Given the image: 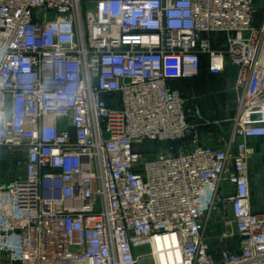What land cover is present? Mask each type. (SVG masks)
<instances>
[{
    "label": "built area",
    "instance_id": "1",
    "mask_svg": "<svg viewBox=\"0 0 264 264\" xmlns=\"http://www.w3.org/2000/svg\"><path fill=\"white\" fill-rule=\"evenodd\" d=\"M255 19L254 0H0V264H264ZM203 60L236 70L223 148L181 90Z\"/></svg>",
    "mask_w": 264,
    "mask_h": 264
},
{
    "label": "crops",
    "instance_id": "2",
    "mask_svg": "<svg viewBox=\"0 0 264 264\" xmlns=\"http://www.w3.org/2000/svg\"><path fill=\"white\" fill-rule=\"evenodd\" d=\"M254 5L256 9V24H261L264 22V0H254ZM236 70L233 68H228L226 73L219 76H210L212 79L214 78H221L223 80V84L225 86H230L229 88V104H232L233 100V93L231 92V88L233 87L234 80H235ZM229 84V85H228ZM233 94V95H232ZM235 97V95H234ZM222 103V102H221ZM235 103V101H234ZM229 105V106H230ZM226 119L224 121L227 122H221V131L220 129H216L215 125L212 120H207L206 118L202 117L201 113H207L210 111H200V121L204 120L205 122H199L201 126H204L203 124H211V127H213L210 130V134H207L206 136H203L207 139L208 142H211L218 148H223L230 136L231 131V122L229 121L235 111V105L227 107L226 108ZM222 121V120H221ZM210 127H205L202 130H206ZM247 146H249L252 149V156L249 161V185H250V201H251V207L253 212L260 213L264 212V138H254L248 141Z\"/></svg>",
    "mask_w": 264,
    "mask_h": 264
},
{
    "label": "rangeland",
    "instance_id": "3",
    "mask_svg": "<svg viewBox=\"0 0 264 264\" xmlns=\"http://www.w3.org/2000/svg\"><path fill=\"white\" fill-rule=\"evenodd\" d=\"M219 77L214 79L206 78L205 80L199 78L196 79L194 82L182 85L181 90L187 100L188 109L193 112L195 117H200L199 109H201L202 111L204 110V112L210 111L204 114L201 113L202 117L206 118L207 120L213 118L214 120H222V122H227L224 121V119H226V108L235 105V97L232 94L233 100L232 104L230 105V86H225L223 84L224 79H221ZM193 119L194 117L190 119V122H192ZM202 122L205 121L202 120ZM152 148V143L146 141L144 142V144H142L140 150L145 151Z\"/></svg>",
    "mask_w": 264,
    "mask_h": 264
},
{
    "label": "trees",
    "instance_id": "4",
    "mask_svg": "<svg viewBox=\"0 0 264 264\" xmlns=\"http://www.w3.org/2000/svg\"><path fill=\"white\" fill-rule=\"evenodd\" d=\"M212 79L208 74H207V70H206V61L203 60L202 63H201V70H200V75L197 79ZM182 144V142H174L171 144L172 146V149L175 151L180 145Z\"/></svg>",
    "mask_w": 264,
    "mask_h": 264
},
{
    "label": "bare ground",
    "instance_id": "5",
    "mask_svg": "<svg viewBox=\"0 0 264 264\" xmlns=\"http://www.w3.org/2000/svg\"><path fill=\"white\" fill-rule=\"evenodd\" d=\"M263 57H264V49H263ZM161 246V244L158 242V247H160Z\"/></svg>",
    "mask_w": 264,
    "mask_h": 264
}]
</instances>
